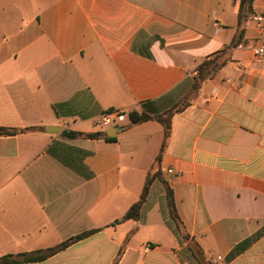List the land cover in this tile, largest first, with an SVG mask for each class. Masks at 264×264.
<instances>
[{"label": "crops", "instance_id": "1", "mask_svg": "<svg viewBox=\"0 0 264 264\" xmlns=\"http://www.w3.org/2000/svg\"><path fill=\"white\" fill-rule=\"evenodd\" d=\"M262 7L0 0V127L36 128L0 135V258L95 229L19 264H112L121 247L118 264H199L190 242L211 264H264V63L253 59L248 20ZM213 56L226 63L196 87ZM181 102L140 218L115 223L139 200L165 140L155 120L120 128L132 111L162 114ZM110 110L124 119L101 125ZM113 127L114 140L64 133ZM166 185L187 240L170 219Z\"/></svg>", "mask_w": 264, "mask_h": 264}, {"label": "trees", "instance_id": "2", "mask_svg": "<svg viewBox=\"0 0 264 264\" xmlns=\"http://www.w3.org/2000/svg\"><path fill=\"white\" fill-rule=\"evenodd\" d=\"M239 41V40H238ZM236 42V41H235ZM238 43V42H237ZM226 63V59L222 60L218 56H213L207 58L205 61L202 62V64L199 67L197 76L195 78V86L198 87L208 79L212 78L215 73ZM184 106V103L181 102L179 105L174 106L169 111L162 113V114H149V113H139L137 111H132L129 113L130 118V124L124 127H121L120 130H125L128 127L136 124H140L146 121L155 120L160 122L165 131V140L163 143V146L161 148L160 153L157 155L155 162L153 166L151 167V170L149 171L143 191L141 193V196L137 202H135L129 210L118 220L115 221V223H122L129 220H138L141 216V210L145 202L147 201V197L149 195L150 187L153 183V181L161 175V168L160 163L162 159V155L165 150L166 142L170 135V128H171V116L174 112L179 111ZM36 129L35 127H29V128H16V127H0V135H15L22 131L27 130H33ZM66 136L68 137H86L90 139H96V138H105L107 140H114L115 137H110L107 135V132H80V131H65L64 132ZM166 197H167V203L170 210V216L172 221L174 222L176 232L179 233V235L182 236L183 239H188L189 235L185 233L184 225L182 220L179 217V214L176 209L175 205V198H174V192L173 190L166 185ZM96 232L95 229L88 230L86 232L80 233L78 235H75L62 243L58 244L55 247L43 249V250H36L32 252H23L20 254H8L5 256H2L0 258V264H19L20 262H37L47 259L48 257L56 254L59 251H62L72 245L73 243L84 239L85 237H88L89 235ZM190 246L192 248V251L194 253V256L197 258L199 264H211L209 260L206 259V256L203 252V250L195 243L190 242ZM124 247H121L118 255L116 256L115 260L112 264H118L120 261V258L122 256Z\"/></svg>", "mask_w": 264, "mask_h": 264}, {"label": "built area", "instance_id": "3", "mask_svg": "<svg viewBox=\"0 0 264 264\" xmlns=\"http://www.w3.org/2000/svg\"><path fill=\"white\" fill-rule=\"evenodd\" d=\"M248 20L253 22L257 29V36L253 45V59L256 62L264 63V7L254 9L248 16ZM125 114L120 110H110L104 112L99 123L104 126H110L115 122H121ZM168 173H174L172 168L167 170Z\"/></svg>", "mask_w": 264, "mask_h": 264}, {"label": "water", "instance_id": "4", "mask_svg": "<svg viewBox=\"0 0 264 264\" xmlns=\"http://www.w3.org/2000/svg\"><path fill=\"white\" fill-rule=\"evenodd\" d=\"M46 131L49 133H57L59 132L62 128L61 127H57V126H47ZM112 130H115V127L111 128L110 130H107V135L110 137H113L116 135V133H112Z\"/></svg>", "mask_w": 264, "mask_h": 264}, {"label": "rangeland", "instance_id": "5", "mask_svg": "<svg viewBox=\"0 0 264 264\" xmlns=\"http://www.w3.org/2000/svg\"><path fill=\"white\" fill-rule=\"evenodd\" d=\"M112 125H113V124H112ZM156 191H157V190H156ZM156 191L154 192V195L157 197L158 192H156ZM154 199H155V197H154ZM167 205H168V203H167ZM169 215H170V211H169ZM170 219H171V216H170ZM171 221H172V219H171ZM171 221H170V222H171ZM172 222H173V221H172ZM173 223H174V222H173Z\"/></svg>", "mask_w": 264, "mask_h": 264}]
</instances>
